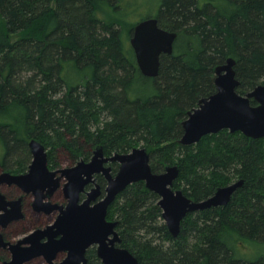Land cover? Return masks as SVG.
<instances>
[{"label": "trees", "instance_id": "1", "mask_svg": "<svg viewBox=\"0 0 264 264\" xmlns=\"http://www.w3.org/2000/svg\"><path fill=\"white\" fill-rule=\"evenodd\" d=\"M148 16L178 33L156 77L142 74L129 41ZM230 57L239 93L264 84V0H0V171L26 168L32 138L53 166L89 160L98 145L112 155L143 143L155 172L180 166L174 188L195 200L246 183L226 206L189 213L178 236L160 196L144 181L130 184L109 209L122 246L140 264H264V137L224 129L179 142L182 122L216 92L215 68ZM47 220L30 212L5 235ZM246 246L259 255L247 257ZM8 256L0 248V264ZM88 264L103 263L93 254Z\"/></svg>", "mask_w": 264, "mask_h": 264}, {"label": "water", "instance_id": "2", "mask_svg": "<svg viewBox=\"0 0 264 264\" xmlns=\"http://www.w3.org/2000/svg\"><path fill=\"white\" fill-rule=\"evenodd\" d=\"M177 36L176 31L162 27L157 16H148L135 24L129 41L143 75L158 76L161 56L174 52ZM235 64L236 59L230 57L215 68L216 92L201 98L198 106L188 112L182 122L181 144H196L205 135L224 129L240 131L252 138L264 137V84H258L246 94L239 93L240 80L236 76ZM29 148L33 158L28 171L22 174L1 171L0 185L16 184L24 192L33 193L36 210L46 213L59 210L60 213L53 224L35 229L17 242L6 241L0 232V245L8 246L12 252L4 264H25L37 257H44L49 264H87L85 251L92 244L98 245V255L104 264H140L127 248L116 245L122 241L116 230L118 221L107 220L111 204L130 184L144 181L148 189L160 196L158 204L163 211L162 217L170 232L178 236L189 213L226 206L246 183L240 179L218 187L206 199L195 200L182 189L174 188L180 166L168 164L164 171L155 172L150 151L145 146L134 147L127 153L106 155L103 146L98 145L90 161L80 160L76 165L60 170L50 169L48 150L40 140L30 139ZM109 162L119 163L115 174L110 165H105ZM99 172L108 180L106 196L91 204L100 194V186H97L87 193L88 198L83 203H79L80 193ZM57 173L61 175L57 177ZM62 177L66 179L64 192L68 204L45 202L44 199L60 186ZM46 189L47 194L44 193ZM21 202L22 197L8 200L0 191V226L23 217ZM60 251L67 254L58 263L55 259Z\"/></svg>", "mask_w": 264, "mask_h": 264}, {"label": "flooded vegetation", "instance_id": "3", "mask_svg": "<svg viewBox=\"0 0 264 264\" xmlns=\"http://www.w3.org/2000/svg\"><path fill=\"white\" fill-rule=\"evenodd\" d=\"M253 102L255 103V101H253ZM91 158L89 160H85V161H90ZM113 163H117L118 164V168H119V163L118 162H109V163H106L105 165L106 166L110 165L112 167V173L115 174L118 170L117 171H114L113 165H112ZM76 164L77 163H75L73 165H69V166L68 165H65V167L54 168V170H60L62 168L71 167V166H74ZM28 169H29V166H28ZM5 171L12 172L10 170H5ZM12 173L13 174H17V173H14V172H12ZM60 175H61V173H57L56 176L59 177ZM93 180L94 181L89 182L85 186L84 191H82L80 193V201H79V203H83L88 198L87 193L89 191H91L93 188L97 187V186H100V194L97 197V200L96 201H93L91 204H94L95 202H98V201L102 200L106 196V187H107V184H108V180H107L106 176L102 172L95 173L93 175ZM59 182H60V186L51 195H48L44 199V201L45 202L46 201H50L52 203H58L60 205L66 206L68 204V201H69V199L66 197L65 192H64V184L66 182V179L64 177H62ZM10 189H11V192L9 191ZM14 190H15V194H13ZM0 191L6 196V198L8 200H14V199H18V198L22 197L21 209H22V212H23V217H21V218H19L17 220H13V221L9 222V224H7L6 226H0V232L3 234V237H4V239L6 241L17 242L19 239L23 238L24 236H26L27 234H29L33 230L39 229V228H45L48 225L53 224L55 222L58 214L60 213L59 210H55V211H53L51 213H46L43 210L42 211L36 210L35 207H34V204H33L34 203V198H35V196L33 195V193L32 192H24L16 184H1L0 185ZM44 193L45 194L48 193L47 189L44 191ZM30 212L36 213L37 215L48 216V217H50V220L49 221L47 220V222L44 223L43 225L33 227L31 230H29L27 232L18 233L16 235H12L10 237H7L5 235L6 230H8L14 222H17V221H20V220L25 219L29 215ZM107 220H109V221H118L116 218L109 216V210H108V214H107ZM116 230H117V232L120 235V231L118 229V225L116 226ZM120 237H121V235H120ZM43 240H46V238L43 239ZM121 243H122V241H121ZM121 243H116V245L117 246H122ZM0 248L7 249L9 256H8V258L5 261L9 260L11 258V256H12V252L10 251L9 247L8 246L5 247V246H1L0 245ZM66 254H67L66 251H60V252H58L55 261L58 262V263L61 262L66 257ZM93 254L96 255L102 261V263L104 264L103 260L98 255V245L97 244H92V245H90L89 247L86 248L85 257L87 259V264L89 262L90 256H93ZM37 258H42L47 264H49L44 257H37ZM35 259H33V260H35ZM33 260H31V261H33ZM31 261L26 262L25 264H28ZM4 262H3V264H4Z\"/></svg>", "mask_w": 264, "mask_h": 264}, {"label": "rangeland", "instance_id": "4", "mask_svg": "<svg viewBox=\"0 0 264 264\" xmlns=\"http://www.w3.org/2000/svg\"><path fill=\"white\" fill-rule=\"evenodd\" d=\"M139 18V17H138ZM137 18V19H138ZM18 37H19V35H18ZM143 144V143H142ZM142 144H140V147H142ZM48 146V145H47ZM139 146V145H138ZM47 150L49 151V148H47ZM29 157L28 158H26V160H27V163H26V168L24 169V170H21V171H12V172H14V173H17V174H22V173H25V172H27L28 171V166H29V164L31 163V161H32V158H33V156H32V153H31V151H30V148H29ZM49 163V162H48ZM50 164V163H49ZM51 168L50 169H52V170H54V168H61V167H65V165L63 166V165H58V166H53V165H49ZM10 192H11V189L9 190ZM8 191V192H9ZM13 194H15V190H14V192H13ZM240 250H241V252L243 253V254H245L247 257H256V256H258L259 254H257V251H255V250H253L252 249V247L251 246H246V247H244L243 249H242V247L240 248ZM259 252H260V254L263 252L264 253V246L261 248V249H259Z\"/></svg>", "mask_w": 264, "mask_h": 264}, {"label": "bare ground", "instance_id": "5", "mask_svg": "<svg viewBox=\"0 0 264 264\" xmlns=\"http://www.w3.org/2000/svg\"><path fill=\"white\" fill-rule=\"evenodd\" d=\"M125 153V152H124Z\"/></svg>", "mask_w": 264, "mask_h": 264}]
</instances>
